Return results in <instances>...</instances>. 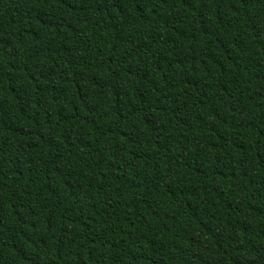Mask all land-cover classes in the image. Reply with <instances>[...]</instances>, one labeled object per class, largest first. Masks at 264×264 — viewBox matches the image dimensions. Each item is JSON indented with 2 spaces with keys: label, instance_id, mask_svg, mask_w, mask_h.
Wrapping results in <instances>:
<instances>
[{
  "label": "trees",
  "instance_id": "16d2710c",
  "mask_svg": "<svg viewBox=\"0 0 264 264\" xmlns=\"http://www.w3.org/2000/svg\"><path fill=\"white\" fill-rule=\"evenodd\" d=\"M0 264H264V0H0Z\"/></svg>",
  "mask_w": 264,
  "mask_h": 264
}]
</instances>
